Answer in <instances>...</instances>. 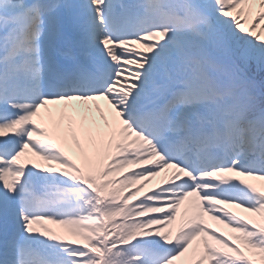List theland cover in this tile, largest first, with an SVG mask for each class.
Returning a JSON list of instances; mask_svg holds the SVG:
<instances>
[{
    "label": "snow or ice",
    "instance_id": "snow-or-ice-1",
    "mask_svg": "<svg viewBox=\"0 0 264 264\" xmlns=\"http://www.w3.org/2000/svg\"><path fill=\"white\" fill-rule=\"evenodd\" d=\"M262 33L264 0H0V264H264Z\"/></svg>",
    "mask_w": 264,
    "mask_h": 264
},
{
    "label": "bare ground",
    "instance_id": "bare-ground-1",
    "mask_svg": "<svg viewBox=\"0 0 264 264\" xmlns=\"http://www.w3.org/2000/svg\"><path fill=\"white\" fill-rule=\"evenodd\" d=\"M99 102L100 101H98L97 103H99ZM104 108H105V103H102L101 104V110H104ZM169 172H171V170H168V171H165V172H161V175L167 176V174ZM184 207H185L184 205L183 206L181 205V210L182 211L184 210ZM46 226L47 227H51L54 230L55 234H59L60 236L64 237V239H68V240L76 239V237L72 236L71 233L68 231V229L66 227H63L61 225H56V224H50V225H46Z\"/></svg>",
    "mask_w": 264,
    "mask_h": 264
},
{
    "label": "rangeland",
    "instance_id": "rangeland-1",
    "mask_svg": "<svg viewBox=\"0 0 264 264\" xmlns=\"http://www.w3.org/2000/svg\"><path fill=\"white\" fill-rule=\"evenodd\" d=\"M256 31H259V29H257ZM261 36H262V39H264V33H262ZM39 164H40V163H39ZM136 167H137V166H133V169L135 170ZM125 170H127V172H128V169H126V168H124L122 171H125ZM146 181H147V180H146ZM146 181H145L144 179H143V180H138V181H136L134 184H132L130 187H131V188H135V187H137L138 185L142 184L141 182H144V184H143V186H144V185H146V184H145ZM152 182H153V181H152ZM151 186H152V187L148 188V191H146V188H145V187L140 188V191H139V193H138L139 196L142 195V192H144V194H148V193L150 192V190L156 189V187L158 186V184H157V183H152ZM128 190H130V189H126V191H128ZM224 230H225V232H226L227 228L224 227Z\"/></svg>",
    "mask_w": 264,
    "mask_h": 264
}]
</instances>
